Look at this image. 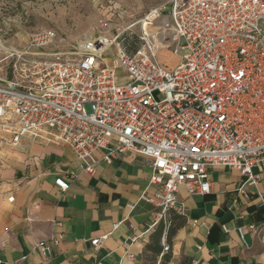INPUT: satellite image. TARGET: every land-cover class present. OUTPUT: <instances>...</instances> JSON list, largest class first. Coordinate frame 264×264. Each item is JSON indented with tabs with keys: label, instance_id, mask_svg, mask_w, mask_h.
Masks as SVG:
<instances>
[{
	"label": "built area",
	"instance_id": "1",
	"mask_svg": "<svg viewBox=\"0 0 264 264\" xmlns=\"http://www.w3.org/2000/svg\"><path fill=\"white\" fill-rule=\"evenodd\" d=\"M171 3L161 33L132 56L117 44L107 63L102 53L120 35L84 41L77 54L45 53L53 32L32 35L21 51L0 47V134L9 145L24 137L63 145L87 173L99 150L145 158L154 191L140 200L157 209L164 236L167 214H182L180 189L210 194L209 169L240 172L244 187L264 170V0ZM162 51L177 63L161 64ZM55 186L69 187L61 178ZM34 249L48 258L45 242ZM168 251L163 239L161 255Z\"/></svg>",
	"mask_w": 264,
	"mask_h": 264
},
{
	"label": "crops",
	"instance_id": "2",
	"mask_svg": "<svg viewBox=\"0 0 264 264\" xmlns=\"http://www.w3.org/2000/svg\"><path fill=\"white\" fill-rule=\"evenodd\" d=\"M0 139L1 263L146 264L145 247L159 222L157 209L140 200L154 191L145 158L129 152L109 158L99 150L87 173L63 145L24 137L11 146L10 136ZM253 172L256 187H244L238 171L214 167L209 195L180 189L182 214L173 219L166 264H264V170ZM59 178L69 185L64 193L55 186ZM39 242L50 249L46 259L34 249Z\"/></svg>",
	"mask_w": 264,
	"mask_h": 264
},
{
	"label": "rangeland",
	"instance_id": "3",
	"mask_svg": "<svg viewBox=\"0 0 264 264\" xmlns=\"http://www.w3.org/2000/svg\"><path fill=\"white\" fill-rule=\"evenodd\" d=\"M171 5V0H0V47L21 51L32 35L53 32L55 41L45 53L77 54L84 41L104 37L112 42L120 35L102 53L107 63L117 44L140 50L161 33ZM153 12L156 18H148ZM145 20L151 24L146 33ZM158 60L168 67L177 63L170 51L160 52Z\"/></svg>",
	"mask_w": 264,
	"mask_h": 264
},
{
	"label": "trees",
	"instance_id": "4",
	"mask_svg": "<svg viewBox=\"0 0 264 264\" xmlns=\"http://www.w3.org/2000/svg\"><path fill=\"white\" fill-rule=\"evenodd\" d=\"M127 56H132L134 55L137 51L138 48H133L132 50H129L127 47L122 46L121 47ZM175 213L169 212L167 214V221L169 224V228L165 234V243L169 245L170 239L173 236V234L176 231L177 226L174 225L173 219L175 218ZM164 235V225L163 222L160 221L155 232L151 236L150 243L145 247V253H147L146 257V264H156L157 259H160L159 264H166L168 261V258L163 255L161 256L162 253V237Z\"/></svg>",
	"mask_w": 264,
	"mask_h": 264
},
{
	"label": "bare ground",
	"instance_id": "5",
	"mask_svg": "<svg viewBox=\"0 0 264 264\" xmlns=\"http://www.w3.org/2000/svg\"><path fill=\"white\" fill-rule=\"evenodd\" d=\"M148 18H151V19H155L156 18V13L153 12L151 13V15L148 17ZM142 30L146 33V30L149 26H151V24L147 23L146 20L142 22Z\"/></svg>",
	"mask_w": 264,
	"mask_h": 264
}]
</instances>
